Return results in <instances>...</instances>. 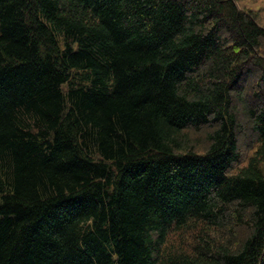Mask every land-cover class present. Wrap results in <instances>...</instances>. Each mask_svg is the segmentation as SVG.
I'll return each mask as SVG.
<instances>
[{"label": "trees", "instance_id": "obj_1", "mask_svg": "<svg viewBox=\"0 0 264 264\" xmlns=\"http://www.w3.org/2000/svg\"><path fill=\"white\" fill-rule=\"evenodd\" d=\"M0 0V264H264V5Z\"/></svg>", "mask_w": 264, "mask_h": 264}, {"label": "rangeland", "instance_id": "obj_2", "mask_svg": "<svg viewBox=\"0 0 264 264\" xmlns=\"http://www.w3.org/2000/svg\"><path fill=\"white\" fill-rule=\"evenodd\" d=\"M264 5V0H258L254 6Z\"/></svg>", "mask_w": 264, "mask_h": 264}]
</instances>
